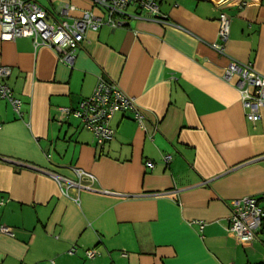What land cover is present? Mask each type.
Masks as SVG:
<instances>
[{
  "label": "crops",
  "instance_id": "obj_1",
  "mask_svg": "<svg viewBox=\"0 0 264 264\" xmlns=\"http://www.w3.org/2000/svg\"><path fill=\"white\" fill-rule=\"evenodd\" d=\"M35 1L50 21L103 14L93 0ZM156 1L162 20L129 6L127 25L87 30L71 64L29 37L0 36L5 82L21 100L17 113L0 98V224L13 233H0V264H264V220L250 243L229 229L232 199L264 208V107L247 120L222 77L232 60L264 76V0ZM220 13L222 53L212 46ZM99 77L133 98L144 129L116 112L112 137L97 145L59 111ZM73 168L91 173L94 189L63 195L53 175L76 181Z\"/></svg>",
  "mask_w": 264,
  "mask_h": 264
},
{
  "label": "built area",
  "instance_id": "obj_2",
  "mask_svg": "<svg viewBox=\"0 0 264 264\" xmlns=\"http://www.w3.org/2000/svg\"><path fill=\"white\" fill-rule=\"evenodd\" d=\"M103 14H96L91 10L83 11L71 23L64 20H49L48 12L35 0H0V36L4 40L18 37H29L33 46H49L53 48L60 61L71 64L74 51L80 46L87 30H98L102 25L112 28L127 25L130 16L129 6L141 9L157 20H162L159 4L156 0H93ZM69 4L61 5L60 11L68 15ZM133 16V15H132ZM136 16V14H135ZM219 42L213 43V48L222 53L223 43L229 34V19L224 13L218 17ZM10 67L0 65V98L6 99L17 113L20 112L21 100L14 97L5 82L10 75ZM222 77L226 81H233L240 95V102L247 120L258 121L264 107V76L258 73L250 63H239L232 60L224 69ZM64 115L77 118L80 125L90 130L97 145H103L113 135L110 120L116 112H132L134 121L144 129V112L136 105L133 98L128 96L117 84L99 77L92 93L81 99L75 108H59ZM1 126V120H0ZM171 154L163 156V162L168 164ZM146 165L152 167L150 161ZM76 181L59 175H53L59 183L63 195L69 196L71 189H94V176L82 169H72ZM76 199V198H75ZM2 201H0V205ZM229 229L233 231L242 243L252 242L258 234L264 220V208L258 205L254 196L232 199L229 202ZM0 233L12 236L11 229L0 224ZM70 253L74 252L72 248ZM98 252L95 249L84 250L87 259H93Z\"/></svg>",
  "mask_w": 264,
  "mask_h": 264
}]
</instances>
